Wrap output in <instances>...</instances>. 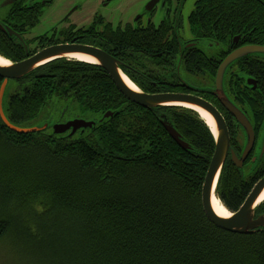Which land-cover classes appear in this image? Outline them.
Listing matches in <instances>:
<instances>
[{"label":"trees","instance_id":"obj_1","mask_svg":"<svg viewBox=\"0 0 264 264\" xmlns=\"http://www.w3.org/2000/svg\"><path fill=\"white\" fill-rule=\"evenodd\" d=\"M55 1L0 0V6L9 5L0 17V56L18 63L27 59L26 47L31 56L38 48L58 44L91 45L122 62V70L143 93L193 94L181 70L215 78L234 50L264 47V0L197 1L188 19L192 40L185 44H195L188 53L176 19L142 28L116 27L96 16L87 27L70 25L52 37L26 40ZM206 40L219 47L216 57L197 46ZM248 79L257 82L256 89ZM17 82L29 86L24 94L12 95L4 109L15 127L27 129L53 101L100 118L79 132L89 136L73 139L70 133H47L49 127L16 133L0 116V246L10 242L38 264H264V230L230 233L205 215L202 190L216 141L197 113L180 107L143 108L129 101L101 66L67 59L45 64ZM3 83L0 77V90ZM224 91L261 136L264 56L233 63ZM194 92L223 114L231 149L240 157L247 139L243 128L216 94ZM107 114L112 115L104 118ZM165 121L189 150L171 137ZM261 147L259 152L255 148V162L250 158L238 169L228 159L222 170L217 197L231 212L243 206L264 176ZM257 211L264 213V204Z\"/></svg>","mask_w":264,"mask_h":264},{"label":"water","instance_id":"obj_2","mask_svg":"<svg viewBox=\"0 0 264 264\" xmlns=\"http://www.w3.org/2000/svg\"><path fill=\"white\" fill-rule=\"evenodd\" d=\"M158 3L159 0L150 2L147 6V10L151 12ZM6 31L11 35L17 36L18 38L22 39V37L18 33L12 31L11 29H7ZM236 41H238V39H236ZM26 51L28 57L24 61L18 63L10 62L9 66H0V77L4 79V83L0 90V116L9 129L16 133L29 134L38 132L40 130H46L48 128V126H46L43 127V129H22L15 127L9 122L3 109V102L6 89L10 81H19L21 79H24L27 76L33 74L39 67L57 59H62L68 54L87 55L97 60L98 65L109 73L116 87L129 101L143 108H182L181 106L189 105L206 112L215 121L218 136L215 137L213 135L216 141V151L211 160L202 190V205L205 215L209 219V221L217 228L230 233L247 235L264 230V215L257 214V208L261 205L256 208V204L260 196L264 192V177L256 184L243 206L237 212L229 211L219 200L223 207L228 211V213H230L231 216L229 218H222L218 216L214 212V209L212 207V198L214 196L217 197V187L220 181L221 173L228 159L231 158L233 164L238 169H243L245 163L253 153L256 144V133L252 123L245 115V113L240 110L234 103H232V101L228 98L224 91L225 74L227 72V69L236 61H239L249 55L264 56V47L253 45L245 46L235 50L221 63L216 76L215 94L219 102L227 110V112H229L235 118V120L243 128L246 134V146L241 157H239L235 153V151L231 149L230 130L223 114L214 104L202 97L191 94L175 93L150 95L143 93L139 88L137 91H134L130 87H128L121 76L120 72L122 71V67L124 66L123 63H121L118 59L108 54L107 52L92 46L79 44H59L45 48L31 56L27 47ZM248 84L252 85L253 88L256 89L255 80L249 79ZM194 112L197 113L196 111ZM111 115L112 114H107L105 118H110ZM94 124V122L75 120L65 124L56 125L54 127L53 133L56 136L64 135L67 133H70V136H74L80 130L92 128ZM164 125L171 137L178 143V145L182 149H190V146L182 140L181 136L177 133L171 123L165 121ZM263 155L264 141L260 156ZM255 161L256 159H253V162Z\"/></svg>","mask_w":264,"mask_h":264},{"label":"rangeland","instance_id":"obj_3","mask_svg":"<svg viewBox=\"0 0 264 264\" xmlns=\"http://www.w3.org/2000/svg\"><path fill=\"white\" fill-rule=\"evenodd\" d=\"M152 1L154 0H56L53 5L44 9L40 24L27 34L26 40H33L41 36L52 37L64 31L70 25L81 29L89 26L96 16H102L116 27L119 25L125 26L126 24H133L137 27L141 24L140 26L145 28L148 27L150 22L155 26H159L166 19H176L178 21L177 31L182 44L191 41L192 35L188 19L194 12L196 2L199 0H159L155 10L150 12L147 10V6ZM8 10L9 5H1L0 17L5 16ZM69 16L70 18L65 23V19ZM197 46L210 57H216L219 54V47L211 46L208 40L198 42ZM150 66L152 69H157L153 64ZM180 75L181 79L192 85L190 87L192 93L195 89L196 91L215 94L216 77L211 79L209 76L196 78L184 70L180 71ZM28 86V83L10 81L4 97L3 109H7L9 98L12 95L24 94L25 88ZM99 118V116L94 115L82 116L78 107L68 102L53 101L43 110L37 120L27 125V129L47 125L49 127L47 133L52 134L54 127L58 124L75 120L96 122ZM79 132L73 139H81L85 135H90V133L83 135ZM262 214L264 213H259V215ZM0 264H38V261L31 259L24 252H20L14 244L8 242L0 246Z\"/></svg>","mask_w":264,"mask_h":264},{"label":"bare ground","instance_id":"obj_4","mask_svg":"<svg viewBox=\"0 0 264 264\" xmlns=\"http://www.w3.org/2000/svg\"><path fill=\"white\" fill-rule=\"evenodd\" d=\"M0 56V66H9L10 65V61L7 59H3V57ZM62 59H67L70 61H77V62H83L85 64H92V65H98L97 60H95L92 57H89L87 55H83V54H68L66 55L64 58ZM7 60V61H6ZM121 76L124 80V82L128 85V87H130L132 90L137 91L138 87L132 83L131 80H129L121 71ZM182 108L188 109V110H192V111H196L198 113L199 118L205 123V125L210 129L211 133L217 137L218 136V131H217V126L215 121L204 111L193 107V106H189V105H185V106H181ZM5 111V110H4ZM262 152V150H261ZM264 204V192L262 193V195L260 196L257 204H256V208L260 205ZM212 207L214 209V212L222 217V218H229L231 215L230 213H228V211L223 207V205L221 204V202L217 199V197H213L212 198Z\"/></svg>","mask_w":264,"mask_h":264},{"label":"flooded vegetation","instance_id":"obj_5","mask_svg":"<svg viewBox=\"0 0 264 264\" xmlns=\"http://www.w3.org/2000/svg\"><path fill=\"white\" fill-rule=\"evenodd\" d=\"M37 1H38V2H41V0H37ZM42 2H43V0H42ZM156 6H157V5H156ZM155 8H156V7H155ZM155 8H154L151 12H153V11L155 10ZM69 18H70V16L67 17V18L65 19V23H67V21H68ZM5 31H6V30H5ZM6 32H7V31H6ZM13 36H14V35H13ZM15 37H17V36H15ZM17 38H18V37H17ZM19 39H20V38H19ZM20 40L23 42V41H24V40H23V37H22V39H20ZM235 42L238 43V41H235ZM185 43H186V42L183 43V45H182V49H183V51L187 50V53H188V50H189V49H193V47L195 46V44H194V43L185 44ZM67 44H70V43H67ZM72 44H79V43H72ZM79 45H85V44H79ZM88 46H91V45H88ZM39 47H41V46H39ZM92 47H95V46H92ZM95 48H98V47H95ZM98 49H101V48H98ZM238 49H239V48H238ZM40 50H42V49H41V48H38V51H40ZM236 50H237V49H236ZM234 51H235V50H234ZM234 51H233V52H234ZM187 53H186V54H187ZM231 53H232V52H231ZM231 53H230V54H231ZM230 54H229V55H230ZM229 55H228V56H229ZM228 56H227V57H228ZM113 57H114V56H113ZM227 57H226V58H227ZM226 58H225V59H226ZM225 59H224V60H225ZM224 60H223V61H224ZM121 63H122V62H121ZM123 65H124V64H123ZM220 65H221V64H220ZM220 65H219V67H220ZM218 70H219V68H218ZM227 70H228V69H227ZM122 71H123V70H122ZM217 72H218V71H217ZM123 74H124L129 80H130V78L125 74L124 71H123ZM216 76H217V75H216ZM216 76H215V77H216ZM194 77H196V76H194ZM199 77H201V76H198V77H196V78H199ZM203 77H207V76L204 75ZM203 77H202V78H203ZM247 81H248V80H247ZM215 82H216V80H215ZM189 85H190V84H189ZM190 86H192V85H190ZM251 86H252V85H251ZM257 86H258V84H257V82H256V88H257ZM215 87H216V86H215ZM252 87H253V86H252ZM194 90H195V89H194ZM196 93H197V92H194V93L191 94V95H196V96L201 95V94H198V95H197ZM163 94H166V93H163ZM175 94H186V93H175ZM254 130H255V129H254ZM255 133H256V132H255ZM263 141H264V128H263V133H262L261 136H259V135L256 134V144H255V147H254L253 153H254V151H255V148H257V150H258V152H259V149H260V147H261V144H260V143H262V147H263ZM259 146H260V147H259ZM262 147H261V150H262ZM260 152H261V151H260ZM253 153L251 154V156L249 157V159H248V161L245 163V165L249 162L250 158H251V160H253V157H252V156L254 155ZM242 154H243V153H242ZM241 156H242V155H241ZM241 156H240V157H241ZM254 159H255V158H254ZM230 160H231V159H230ZM231 161H232V160H231ZM263 177H264V176H263ZM263 177H262V178H263ZM262 178H261V179H262ZM261 179H260V180H261ZM260 180H259V181H260ZM259 181H258V182H259ZM258 182H257V183H258ZM257 183H256V184H257ZM255 186H256V185H255Z\"/></svg>","mask_w":264,"mask_h":264}]
</instances>
